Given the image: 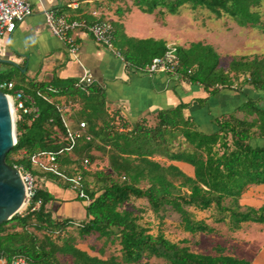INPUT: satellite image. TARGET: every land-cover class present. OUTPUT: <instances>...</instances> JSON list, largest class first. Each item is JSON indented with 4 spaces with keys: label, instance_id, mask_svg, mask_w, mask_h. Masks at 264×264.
Masks as SVG:
<instances>
[{
    "label": "trees",
    "instance_id": "1",
    "mask_svg": "<svg viewBox=\"0 0 264 264\" xmlns=\"http://www.w3.org/2000/svg\"><path fill=\"white\" fill-rule=\"evenodd\" d=\"M263 1L137 0V3L150 13L161 8L175 14L184 5L207 8L217 18L228 16L241 27L264 31L260 10ZM142 47L146 58L140 62L161 54L160 48L164 46ZM176 50L178 72L190 82L203 85L211 94L222 89L240 91L247 86L254 96L236 111L216 118L217 129L212 133L199 130L194 121L186 118L184 106L161 111L152 125L142 120L128 130V123L119 114L106 110L104 90L97 85L84 90L76 82L32 83L37 90L30 96L33 101L26 104L36 105L40 111L20 114L16 121L17 142L7 153L6 161L32 171L30 154L57 151L66 144L60 113L53 104L38 97L37 91L51 97L68 95L67 100L78 105L74 120L87 123L91 139H80L76 148L61 155L59 161L79 163L87 157L92 163L97 158L95 151H99L109 164L110 171H85L84 186L91 202L86 207L87 219L78 225L81 238L96 235L102 241L101 256H91L77 247L76 239L67 234L72 220L54 218L47 208L53 196L37 189L26 212L17 213L0 225L1 257L23 254L35 264H61L60 254L71 256L72 264H153L152 258L162 260L163 264H253L227 254L223 246H216L211 254L195 252L188 239L175 242L162 231L151 233V226L140 223L143 216L136 212H144L143 209L123 207L135 199H146L160 219L168 211L177 213L180 226L193 236L211 234L215 228L196 219L190 207L212 210L214 221L228 224L233 231L246 222L264 224V204L255 208L240 203L251 186L264 184V57L242 56L233 59L226 69L219 67L216 49L202 42L192 43L188 48L177 46ZM3 82L0 77V84ZM6 82H12L14 90L26 94L21 85L22 75L19 81ZM236 82L238 88H232ZM23 151L26 154L21 155ZM155 156L165 157L171 163L162 164ZM174 161L191 164L194 175L186 174ZM37 200H41V205L33 209ZM114 245L119 255L110 253L104 257Z\"/></svg>",
    "mask_w": 264,
    "mask_h": 264
},
{
    "label": "crops",
    "instance_id": "2",
    "mask_svg": "<svg viewBox=\"0 0 264 264\" xmlns=\"http://www.w3.org/2000/svg\"><path fill=\"white\" fill-rule=\"evenodd\" d=\"M28 1L32 5L33 13L20 22L13 33L0 36V59L5 60L0 62V65L7 63L21 71L24 79L21 85L26 92L24 100L28 105L32 100L30 96L37 90L32 88V83L56 82L67 85L75 83L88 74L94 79L92 85L104 90L106 110L110 114H119L128 123V130L142 120H147L152 125L161 111L184 106L183 114L186 118L194 121L199 130L212 133L217 129L214 124L216 118L236 111L240 105L248 101L249 97L254 96L253 90L247 86L240 91L222 89L216 94H211L203 85L190 82L182 73L148 74L133 68L135 65L147 64L154 58L140 62L146 58L142 55L144 45L153 48L163 45L164 47L160 49L165 52L168 45L188 48L192 43L205 44L200 38L187 40L192 37L189 33L191 23L184 12L189 5L182 6L180 11L172 14L161 8L151 13L146 12L137 0ZM73 1L79 2L78 7L69 6ZM50 9L55 10L58 15L80 20L86 24L97 20L111 23L114 30V47L121 52L125 61L96 42L85 27L72 32L78 50L75 55L71 54L68 45L54 36L46 24L44 13ZM202 22L205 24L204 20ZM194 24L197 28L198 22ZM149 40L151 42L148 43ZM188 43L189 46H186ZM163 52L159 55H163ZM235 87L238 88V84ZM67 97L66 94H53L52 99L53 102H64ZM77 106H75L76 110ZM73 126H76V123L73 122ZM154 159L165 165L171 163L161 156H155ZM65 161L66 159L59 161L62 170L67 175H73L79 166L78 162L69 164ZM172 163L189 176L194 175L191 164L180 161ZM107 167L109 168L108 163ZM88 171L95 170L88 169ZM32 172L37 178L38 189H43L54 198L47 207L54 218L71 219L73 225L77 226L87 219L88 204L77 196V192L69 182L51 173L43 172L36 166H32ZM254 190L264 192V184L251 186L246 193H255ZM246 193L240 201H250V204L258 206L255 204L262 195L250 194L249 199H245L243 197ZM238 232H242L240 235L246 234L244 223L239 230L229 231L232 237L236 238L240 236L237 235ZM248 235L249 238L252 237L251 233ZM89 236H94L96 242H85L84 245L80 241L76 244L77 247L91 256H101L100 248L103 243L96 238V235H88L87 238ZM225 249L227 254L245 258L239 255L235 247ZM261 251H264V247ZM251 262L264 264V261L258 259Z\"/></svg>",
    "mask_w": 264,
    "mask_h": 264
},
{
    "label": "rangeland",
    "instance_id": "3",
    "mask_svg": "<svg viewBox=\"0 0 264 264\" xmlns=\"http://www.w3.org/2000/svg\"><path fill=\"white\" fill-rule=\"evenodd\" d=\"M260 10L264 19V1ZM184 12L187 14V19L191 23V26L189 27V33L192 35V37L188 38L187 40H196L200 38L205 41V46H211L213 48L215 47L214 49H216L220 57L219 67L227 69L229 63L233 59H239L242 56H247L249 58H253L254 56L264 57V31H261L257 28L241 27L233 18L228 16L217 18L207 8L198 7L196 9H192L189 6V8L185 9ZM202 20L205 21V24L202 22ZM196 21L198 22L197 28L195 27L196 24H194ZM189 43L186 46H189ZM21 75V71L14 65L7 63L0 65V77L4 81H7L8 79H15L19 81ZM242 79L243 77L240 78L241 81ZM236 84H238V82H236ZM12 92L13 91H10V93ZM95 154H97V158L94 162L89 164L88 169H105L106 171H110V169L107 167V157L99 151H95ZM83 161L84 159L80 160L78 163L79 167ZM88 169L85 171H88ZM91 179L92 177H89V180ZM254 192L255 193L245 192L246 194L243 198L249 199L248 197H250V194L253 196L262 195L259 201H257L255 204L258 206L250 204V201L243 200L240 201L243 207L254 206L255 208H259L262 203L264 204V192L260 190H254ZM123 207H135L138 210L143 209L144 212H136L142 214L143 216L140 220V223L146 226H151V233L156 234L158 231H162L167 238L175 242L188 239V244L195 252L211 254L215 253L216 246H224L225 248L235 247L239 255L245 257L246 259L251 261H255V259L264 261V251H261L262 247H264V224L255 222H248L247 224L244 223V232L246 234L243 233V235H240L242 232H238L237 235L240 236L236 238L235 236L232 237L231 233H229L230 228L228 224L223 222L216 223L214 221V218L212 217V210L201 211L192 209L190 207L189 209H191V211L194 213L196 219L205 220L208 224L215 228V232L211 234L202 233L193 236L190 233L184 231L180 226V216L177 213L174 211H168L165 215V218L160 219V217L156 216L150 209L146 199H135L132 202L125 203ZM26 210L27 208L24 207L20 212L24 213ZM78 228L79 226L73 225L67 229V234L69 236H73L76 239V244L80 243V241H82L81 243L84 245L85 242H96L94 236H89L85 239L81 238L78 233ZM249 233L252 235L251 238H249ZM234 240H237V242ZM116 248H118L116 245L111 246L109 251L107 249V253L104 254V257H107L110 253L119 255V252L116 251ZM58 257V260L61 264H72L71 256L60 254ZM150 262L153 264H163L162 260L155 258H152Z\"/></svg>",
    "mask_w": 264,
    "mask_h": 264
},
{
    "label": "built area",
    "instance_id": "4",
    "mask_svg": "<svg viewBox=\"0 0 264 264\" xmlns=\"http://www.w3.org/2000/svg\"><path fill=\"white\" fill-rule=\"evenodd\" d=\"M78 5V1H73L69 6L76 8ZM32 13V5L28 0H0V36L3 37L13 33L16 30L18 24ZM44 14L46 24L48 25L52 34L68 45V49L71 54L75 55L78 50V46L74 36L72 35V32L76 29L85 27L96 42L107 47L116 55H118L123 61H125V58L122 56L121 52L114 47V30L111 23L105 20H97L91 24H86L80 20L68 19L66 16L58 15L53 9L45 11ZM176 52L177 50L175 45H168L163 55L154 57L151 62L147 64L138 66L135 65L133 68L148 74L164 73L178 75V59ZM92 84H94V79L88 74H85L78 81H76V86L84 90L90 87ZM235 85L236 84H233L232 88H235ZM0 89L4 90L9 98V101L12 99L15 123L22 113H38L40 111L38 106H28L26 104V101L24 100L26 94H24V92L21 90H14V84L12 82L1 83ZM5 90H7V92ZM10 91L13 92L10 93ZM37 95L46 102L53 104L60 113L61 121L65 128L66 144L57 151L44 150L30 154L29 159L31 164L40 168L43 172L51 173L69 182L72 188L77 192V196L81 199H84V201L89 204L91 202V198L86 193L84 186V173L90 164L89 159H84L81 166H77L73 175H67L62 170L58 162V159L61 155L70 154L76 148L80 139H91V135L86 131L87 123L82 120L79 122L74 120L73 115L75 111V103L72 100L53 102L52 97L46 95L42 91H37ZM73 122L76 123V126H73ZM22 154H26V152L23 151L21 155ZM15 167L20 170L25 184L26 195L28 198L25 208H27L31 205L37 192V178L32 171L26 170L23 166L15 165ZM40 205L41 200L35 201L33 209L38 208ZM0 264L35 263H33L23 254H16L9 258L0 256Z\"/></svg>",
    "mask_w": 264,
    "mask_h": 264
},
{
    "label": "water",
    "instance_id": "5",
    "mask_svg": "<svg viewBox=\"0 0 264 264\" xmlns=\"http://www.w3.org/2000/svg\"><path fill=\"white\" fill-rule=\"evenodd\" d=\"M16 142V123L10 101L0 89V225L20 213L28 202L20 170L6 161L7 153Z\"/></svg>",
    "mask_w": 264,
    "mask_h": 264
},
{
    "label": "bare ground",
    "instance_id": "6",
    "mask_svg": "<svg viewBox=\"0 0 264 264\" xmlns=\"http://www.w3.org/2000/svg\"><path fill=\"white\" fill-rule=\"evenodd\" d=\"M10 108H11V112H12L13 118H15L14 110H13V105H12V99H10Z\"/></svg>",
    "mask_w": 264,
    "mask_h": 264
}]
</instances>
